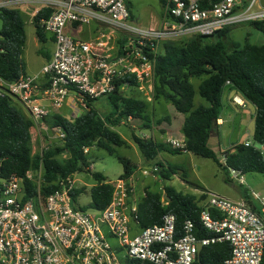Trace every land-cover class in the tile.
Here are the masks:
<instances>
[{"label":"built area","instance_id":"obj_1","mask_svg":"<svg viewBox=\"0 0 264 264\" xmlns=\"http://www.w3.org/2000/svg\"><path fill=\"white\" fill-rule=\"evenodd\" d=\"M30 3L52 8L40 22L53 36L54 49L35 76L24 75L14 82L0 78V98H14L33 123L48 113L40 100L60 108L72 96L85 108L87 99L106 98L117 89L126 94L132 88L151 100L156 59L166 42L207 37L220 29L264 20L262 0H167L161 26L145 28L130 21L127 0H0V8ZM89 24L95 29L88 40L65 31L70 25ZM233 101L242 108L247 105L237 96ZM57 129L56 138H64ZM134 134L153 139L140 129ZM164 143L185 152L184 137H167ZM243 144L264 154V144L251 139ZM139 171L159 178L157 164ZM229 172L244 183L240 170ZM41 173V166L26 172L25 178L37 185L27 200L23 178L0 179V264H193L199 244L203 248L222 242L230 247L223 264H262L264 215L245 200L209 195L199 222L211 235L199 236L191 220L185 221L178 235L172 213H165L159 224L138 227V204L144 192L137 198L132 174L106 182L112 192L103 209L84 211L73 206L71 194L78 187L72 177L58 178L57 188L42 196Z\"/></svg>","mask_w":264,"mask_h":264},{"label":"trees","instance_id":"obj_2","mask_svg":"<svg viewBox=\"0 0 264 264\" xmlns=\"http://www.w3.org/2000/svg\"><path fill=\"white\" fill-rule=\"evenodd\" d=\"M51 12V7L43 5L33 16V26L40 43L44 42L45 33L40 21L48 18ZM250 25L261 32L264 38V20L252 22ZM229 31L230 28L216 31L210 36L215 39L212 41L204 36H195L166 42L163 53L157 57L155 63L153 99L169 101L177 111L184 114L182 133L185 152L209 158L226 170L264 174V154L253 146H245L240 142L227 147L223 150L226 160L225 165H222L209 145V139L221 118L222 95L227 86H231L229 88L247 105L253 106L251 141L254 144H264V43L246 42L240 45L231 40ZM25 42L26 32L20 11L16 7L0 8V78L3 80L14 82L25 75L21 56ZM193 78H200L196 91L190 82ZM195 93L205 101V105H194ZM106 99L111 110L104 116L93 107V102L97 99H87L85 111L76 118L54 116L49 126L59 127L64 138L48 145L41 154H32L31 116L14 98L1 97L0 179L11 175L23 178L24 200H27L34 195L37 185L34 180L26 179L25 174L29 170L36 171L41 166L43 183L40 192L45 196L57 188L55 182L58 178L67 179L75 173L90 171L85 148L95 146L108 154H115L116 148L123 146L125 141L113 127L122 121L126 123L128 117L131 120H142V127L146 129L152 127V120L147 112L149 101L127 96L120 89ZM159 122L160 120H155L157 125ZM133 140L147 164L153 162L162 151L182 152L170 148L164 142L140 139L135 134ZM62 154L65 155L64 158H60ZM118 160L123 166L120 177H129L133 172L131 161L123 156H118ZM156 164L162 179L168 180L174 173L171 166L165 168L158 161ZM92 176L96 184L90 188L89 208L101 210L110 200L112 185L106 183L108 179L101 173L96 172ZM163 190L164 194L148 189L144 192L138 204L140 229L159 224L165 213H172L178 235L181 234L186 220L193 221L195 232L199 236L211 235L201 229L199 222V214L203 208L200 202L206 199L204 194L197 199L193 195H183L172 186H165ZM82 192V188L73 190L72 201ZM162 195L168 199L162 201ZM163 202L167 204L164 206ZM255 210L262 213L259 209ZM229 254L230 247L225 242L204 246L193 264H223ZM261 263L264 264V250Z\"/></svg>","mask_w":264,"mask_h":264},{"label":"rangeland","instance_id":"obj_3","mask_svg":"<svg viewBox=\"0 0 264 264\" xmlns=\"http://www.w3.org/2000/svg\"><path fill=\"white\" fill-rule=\"evenodd\" d=\"M167 0H127V4L131 13L132 20L135 25L141 27H157L161 26L164 20V5ZM264 4V0H262ZM157 22L158 24H156ZM133 23V24H134ZM155 23L156 26L149 24ZM26 42L22 51V60L24 64V71L27 74H34L38 72L43 64H45L49 58L46 54L52 51V43L47 41L39 43L37 48L35 47V33L33 27L30 24L25 25ZM79 36L74 38L87 40L89 33L87 32L86 26L78 25ZM78 33V32H77ZM229 37L234 42L242 45L246 42L261 44L264 43V38L258 30H256L250 24H241L230 28ZM207 40H215L213 37H206ZM193 84L195 91L200 83V78L190 79ZM127 96H134L136 98L145 99L146 95L143 92L132 88L126 92ZM228 90L224 89L222 95L223 105L227 106ZM205 105V101L195 93L194 105ZM94 106L100 114H105L109 109L110 105L106 98H99L95 102ZM236 108V112L239 113L237 116L238 121L226 124L222 129H219L218 136L221 141L220 151L217 147L216 153L218 159L222 165L224 164L223 149L228 148L234 143H240L245 139H251L252 134V121L251 115L253 114V106L248 104L246 108ZM223 109L222 112H226ZM229 111V110H228ZM147 112L150 114L151 120H160L159 124H153V126L164 129L167 133L178 136V133L184 122V114L177 111L172 103L162 98L154 100L151 98L149 101ZM144 124L140 119H133L130 125H118L115 127L118 132L126 140L125 144L128 146H121L116 148L115 154H108L106 151L99 149L95 146L87 148L86 157L89 161L90 171H82L72 175V179L75 180L77 189L82 188L83 192L75 199L73 206L76 208H84L86 211H91L89 206L91 204L90 188L96 183V180L92 176L93 173H101L108 180L115 181L123 173V166L118 160V156L128 158L133 163H138V158L141 157L139 151L135 148L133 143V134L135 129H131L130 126H137ZM145 134L149 135L148 129L142 130ZM215 135V131L213 132ZM159 135V134H158ZM213 135V138H216ZM53 139H50V142ZM124 140V141H125ZM215 140V139H213ZM44 138V142H45ZM49 142V141H48ZM57 141L53 143H57ZM130 143V144H129ZM51 144V143H50ZM131 145V146H129ZM140 156V157H139ZM62 154L60 158H64ZM163 166L166 168L171 166L174 168V173L168 180L160 179L159 181H152L150 176H144L139 171V175L145 184L148 185V189L153 192H159L164 194L165 186H172L176 191L183 195H193L197 199L204 194L208 197L211 194L220 195L231 200H238L244 193L249 196L250 204L255 209L261 210L263 214L264 208V174L257 172L243 173L244 183L239 184L235 178L232 177L229 170L219 166L213 160L204 158L198 155H194L189 152L171 153L168 151H162L159 155ZM155 161V162H156ZM147 165V163H146ZM146 166H142L144 168ZM36 175V173H35ZM42 175V173H41ZM164 199L165 196H163ZM205 199L201 200L200 204H204ZM139 231V229H136Z\"/></svg>","mask_w":264,"mask_h":264},{"label":"crops","instance_id":"obj_4","mask_svg":"<svg viewBox=\"0 0 264 264\" xmlns=\"http://www.w3.org/2000/svg\"><path fill=\"white\" fill-rule=\"evenodd\" d=\"M42 6L43 5H39L37 3H30V4H19L16 7L20 11V13H21V17H22V20L24 22V28H25V25L26 24H30L33 27V30H34V33H35V29H34V26H33V16L37 13V11ZM128 10H129V8H128ZM129 14H130V21L132 23H134V21L132 20V17H131L130 10H129ZM155 23L158 24L157 22H155ZM155 23H153V24L150 23L149 26H151V25L156 26ZM85 26L87 28V32L89 33V35H88V38H89L91 36V34H93V32H94L95 25L94 24H89V25H85ZM65 31H66L67 34H69L71 36H73V35L74 36H76V35L79 36L78 25H70V26H67L66 29H65ZM35 36H36V33H35ZM43 38H44V42L49 41V42L52 43V51L49 54L48 53L46 54V57L48 56V58L50 59V57L52 55V52H53V49H54V38H53V36L51 34H49L47 32L44 33V37ZM35 41H36L35 47L37 48V46L40 43L38 41L37 36L35 38ZM23 48L24 47H22V51H23ZM21 56H22V54H21ZM38 72H36V73H34L32 75L27 74L26 72H24V74L26 76H35ZM38 83L39 84L41 83L42 84V87H43V85H44L43 84L44 83L43 79H41V78L38 79ZM229 87H231V86H227L228 95L226 97L228 103H227V106L223 105V109H226L227 111L225 113L224 112L221 113V118H219L218 121H217L218 126H217V128L215 130L216 133H215V135L213 133L212 136L209 139V145L212 147V149L215 151V153H216V148L215 147H217L219 149V151H220L221 141H220V138L218 136L219 129H222L228 123H233L234 121H238L237 116H239L238 115L239 113L236 112V108L234 106H236L238 108H242V107L238 106L233 101V97L234 96H237V97H239V96L236 95L237 93L232 88H229ZM96 101L93 102V107L95 109H96V107L94 106V104H95ZM147 101H151V100H147ZM40 103H42L44 106H46L48 108V113L38 123H33V126L30 128L32 154H36V153L40 154V152L43 150V148H47V146L50 145V143H53V142H55V141L58 140L56 138V134H57V131H58L57 128L58 127H50L49 126V125H51L52 121L54 120V116L61 115V116L67 117V118H76V117L80 116L85 111V108L81 107L77 102H75L73 100V97L72 96H69L67 98L66 102L63 104V106L60 107V108H53V107H51L49 105V103L47 101H45V100H40ZM246 107H247V105H246ZM246 107H244V108H246ZM110 110L111 109H109L105 114H100L98 112V110H97V112L100 115L104 116V115H107L110 112ZM148 115L150 116L149 113H148ZM131 121L132 120H129L126 123L121 122L118 125L128 126V125H130ZM154 123H155V120H152V124H151L152 127L150 129H148L150 131V134L149 135L153 138L154 141L164 142L167 137H174V138H182V137H184L183 136V133H182V127H183V125H182V127H181V129H180V131L178 133V136H174V135H171V134L167 133L164 129H161L160 127L153 126ZM142 126H143V124H139V125L135 126V128H134V126H130V127H131V129H136V130H139V129L140 130H146V128H144ZM115 127H113V129L120 135V137L123 140H125L124 137L121 135V133L118 132L117 129H115ZM134 132H135V130H134ZM134 132H132V134H134ZM213 135L216 138H213ZM44 138L46 140L45 142H44ZM50 139H53V140L50 142ZM213 139H215V140H213ZM125 142H126V140H125ZM133 143H134L135 148L137 149V151H139L136 143L134 142V140H133ZM123 146H128V145L127 144H124ZM129 146H131V145H129ZM227 147H224L223 150H225ZM160 153L157 155L156 159L153 162H151V163H149L147 165H146V162L144 161V159L142 158V156L141 157L139 156L140 158H138V163L131 162L132 168H133V172H132V182L134 183V187H135V191H136V194H137V198L141 195L142 192H145L146 189L149 188L148 185L143 182V180H142V177L143 176L141 177L139 175V173H138L139 172V168H142V166H152V165H155L156 164L155 161L157 159L160 160L159 159ZM160 179H161L160 175H159V178L157 180H154L153 178H151L152 181H159ZM163 196L164 195H162V201H164V200L166 201L167 199H164ZM241 199L242 200H245L253 208V205L250 204L249 196H248L247 193H244L243 196H241L240 199H238V200H241ZM203 202L205 204L206 199ZM204 204H202V205L204 206Z\"/></svg>","mask_w":264,"mask_h":264},{"label":"water","instance_id":"obj_5","mask_svg":"<svg viewBox=\"0 0 264 264\" xmlns=\"http://www.w3.org/2000/svg\"><path fill=\"white\" fill-rule=\"evenodd\" d=\"M0 172H1V158H0ZM165 198L168 199L167 196H165ZM201 249H202V247H201V245L199 244V245H198V257H197V258H199V253H200ZM198 264H200V263H198Z\"/></svg>","mask_w":264,"mask_h":264}]
</instances>
